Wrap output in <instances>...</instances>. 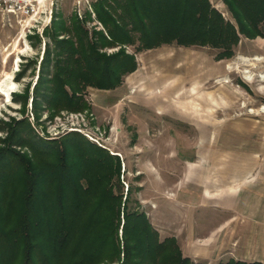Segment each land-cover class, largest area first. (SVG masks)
Here are the masks:
<instances>
[{
    "label": "rangeland",
    "instance_id": "obj_1",
    "mask_svg": "<svg viewBox=\"0 0 264 264\" xmlns=\"http://www.w3.org/2000/svg\"><path fill=\"white\" fill-rule=\"evenodd\" d=\"M96 1L54 0L42 23L0 16V84L10 73L15 85L9 99L0 92V150L15 132L13 124L23 119L29 128L20 136L31 143L57 146L63 136L79 134L119 159L118 181H110L116 182L113 192L123 201L130 190L128 208L143 211L161 240L173 238L181 254L198 264L240 261L230 238L205 257H188L187 222L192 208L202 204L198 214L207 230L225 220L219 229L224 235L247 222L264 226V26L258 25L261 35L237 31L239 39L224 57L209 45L165 44L139 52L123 46L136 68L117 86H85L76 93L81 102L71 109L49 104L42 95L52 84H39L44 62L50 77L56 58L65 57L55 49V38L75 41L73 33H54L52 23L70 28L76 18L88 39L95 32L106 36L92 8ZM209 3L236 27L222 0ZM120 48L99 52L111 55ZM11 148L35 159L26 145ZM195 187L209 199L198 198ZM257 237L264 259V229Z\"/></svg>",
    "mask_w": 264,
    "mask_h": 264
},
{
    "label": "trees",
    "instance_id": "obj_2",
    "mask_svg": "<svg viewBox=\"0 0 264 264\" xmlns=\"http://www.w3.org/2000/svg\"><path fill=\"white\" fill-rule=\"evenodd\" d=\"M222 2L236 27L209 0H97L92 8L106 36L95 32L91 40L76 18L70 28L52 23L54 33H73L75 41L55 38V49L65 57L56 58L50 77L44 62L39 84L52 85L42 96L71 109L81 102L76 93L85 86H117L136 68L125 46L139 52L165 44L209 45L224 57L238 41L237 31L262 34L264 0ZM107 46L121 48L111 55L99 52ZM12 127L14 135L10 132L0 150V264H198L181 254L173 238L161 240L143 211L128 208L130 190L123 201L113 192L116 182L110 181H118L120 171L116 156L76 133L50 146L20 136L29 128L25 119ZM12 145L28 146L35 159Z\"/></svg>",
    "mask_w": 264,
    "mask_h": 264
},
{
    "label": "crops",
    "instance_id": "obj_3",
    "mask_svg": "<svg viewBox=\"0 0 264 264\" xmlns=\"http://www.w3.org/2000/svg\"><path fill=\"white\" fill-rule=\"evenodd\" d=\"M198 198H202L203 201L208 200L209 198L206 191H202L199 187L193 188ZM195 199V196H193ZM198 204V201L193 200L192 203ZM202 205V204H201ZM200 204L195 205L190 211L189 219L187 222V235H186V249L187 256L190 258H202L208 255L209 250L221 249L224 244H228V239L236 242L235 250H237V256L240 261L246 263L250 262H260L264 264V259L260 258L261 255L258 253V234L260 229H264L260 226V223L257 221L247 222L248 224L235 225L233 230L227 232V235L222 234L223 231H219L222 225L226 224L227 220L221 221L218 225L212 229L207 230L203 226V222L199 218V208ZM198 214V217H197ZM202 226L203 230L200 228ZM178 232V231H177ZM219 232L221 233L220 235ZM217 234V236L212 237V235ZM177 235L179 233H176ZM176 234H173L174 237H178ZM222 235V236H221ZM234 235V237H233ZM232 237L234 239H232ZM226 244V245H227ZM225 245V246H226ZM212 250V251H213ZM211 253V252H210Z\"/></svg>",
    "mask_w": 264,
    "mask_h": 264
},
{
    "label": "built area",
    "instance_id": "obj_4",
    "mask_svg": "<svg viewBox=\"0 0 264 264\" xmlns=\"http://www.w3.org/2000/svg\"><path fill=\"white\" fill-rule=\"evenodd\" d=\"M54 0H0V16L17 23H42L51 15Z\"/></svg>",
    "mask_w": 264,
    "mask_h": 264
},
{
    "label": "bare ground",
    "instance_id": "obj_5",
    "mask_svg": "<svg viewBox=\"0 0 264 264\" xmlns=\"http://www.w3.org/2000/svg\"><path fill=\"white\" fill-rule=\"evenodd\" d=\"M5 85V88H1L2 85ZM15 87L14 81L11 80V74L6 73L4 79L2 80L0 84V92L3 97H6L7 99L10 98L11 93L13 94L15 91H13V88Z\"/></svg>",
    "mask_w": 264,
    "mask_h": 264
}]
</instances>
